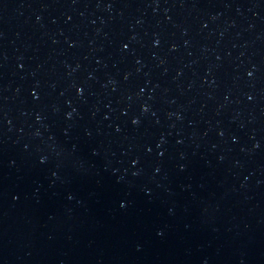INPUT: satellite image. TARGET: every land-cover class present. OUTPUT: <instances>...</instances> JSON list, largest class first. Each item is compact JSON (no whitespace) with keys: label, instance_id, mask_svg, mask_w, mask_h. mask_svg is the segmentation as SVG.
<instances>
[{"label":"water","instance_id":"1","mask_svg":"<svg viewBox=\"0 0 264 264\" xmlns=\"http://www.w3.org/2000/svg\"><path fill=\"white\" fill-rule=\"evenodd\" d=\"M0 264H264V0H0Z\"/></svg>","mask_w":264,"mask_h":264}]
</instances>
